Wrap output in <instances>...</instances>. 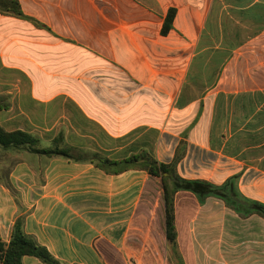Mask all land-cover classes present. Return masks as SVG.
I'll return each instance as SVG.
<instances>
[{"label":"crops","instance_id":"crops-1","mask_svg":"<svg viewBox=\"0 0 264 264\" xmlns=\"http://www.w3.org/2000/svg\"><path fill=\"white\" fill-rule=\"evenodd\" d=\"M19 3L31 19L0 9V126L38 137L39 148L59 145L84 159L0 146L2 241H11L22 218L25 233L60 264H154L160 257L156 235L168 244L161 179L141 169L144 158L122 161L142 155L170 163L182 140V178L221 185L238 175L241 193L264 203V81L259 85L258 77L264 76V0ZM170 8L177 15L163 36ZM204 58L218 74L206 95L195 97L188 93L199 82L189 84L188 77ZM231 72L254 74L239 75L237 86L239 106L254 110L238 118L226 110L228 137L216 148L215 111L220 103L224 110L234 103L232 89L217 90L216 83L219 74ZM209 96L212 117L204 139L169 129L174 118L193 122L203 102L192 130L199 137ZM236 119L240 138L253 137L254 144L232 157L223 150L236 135ZM197 151L215 157L217 181L189 177ZM100 158L122 162L112 168L124 171L107 173ZM221 159L225 165L218 167ZM175 207L185 264H264L262 217L243 218L215 197L201 204L188 191L176 194ZM23 264L45 263L24 256Z\"/></svg>","mask_w":264,"mask_h":264},{"label":"trees","instance_id":"trees-1","mask_svg":"<svg viewBox=\"0 0 264 264\" xmlns=\"http://www.w3.org/2000/svg\"><path fill=\"white\" fill-rule=\"evenodd\" d=\"M0 9L4 12H11L18 16L27 17L20 8L19 0H0ZM176 15L177 9L170 8L161 30L163 36H167L173 29ZM215 77L216 73L212 71L208 72V85L214 82ZM194 81L199 82V79L195 78ZM224 96L225 95L221 94L219 98L221 99ZM211 104L212 102L210 103L204 115V120L201 123L203 127H201L202 129L199 133V137L196 138L194 132L192 133V130L195 128L203 114V102H201L198 115L193 118V122H190L191 124L188 121L182 122V120L174 118L170 122L169 129L181 134L185 139L194 138L201 141L204 139L206 130H208L211 121ZM247 106L250 107L249 111L251 113L254 110L253 105L248 104ZM226 116L227 114L225 113L223 103H220L218 109L215 111L214 122L211 127L213 147L222 148L224 140L228 137L227 134L223 132L226 125ZM185 123H189L190 125H186ZM236 131H238V119L234 121V130H232L236 135L230 140V142L228 141V144L225 145L223 150L224 153L232 157L237 156L242 150V147L240 146L241 138ZM39 142V138L31 134L23 131L8 132L0 126V146L3 148L26 146L32 152L47 155L49 157L62 156L75 160L84 159L82 156L78 157L72 154L69 149L61 148L59 145H56L54 148H39ZM180 145L182 147L181 151L176 154L170 163H160L153 157L142 155L131 156L122 162L126 164H136L144 158L145 165L141 169L146 170L150 175L161 179L165 204V233L167 243L171 248L173 260H176L177 264H185L183 256L179 250L178 230L176 225L175 196L179 191L192 192L201 204L205 203L206 199L209 197L218 198L222 200L231 211L243 218L258 215L264 219V203L252 200L241 193L238 188V175L229 178L221 185H216L212 182L201 179L188 180L182 178L178 174L177 166L183 157L186 141L182 140ZM92 160L95 161V159ZM122 162L100 158L98 159V166L107 173H120L124 171V169H115L112 168V166L119 165ZM24 256L37 257L45 264H60L47 248L39 245L35 239L25 233L23 219L20 218L15 223L11 241L6 243L0 238V264H23Z\"/></svg>","mask_w":264,"mask_h":264},{"label":"rangeland","instance_id":"rangeland-1","mask_svg":"<svg viewBox=\"0 0 264 264\" xmlns=\"http://www.w3.org/2000/svg\"><path fill=\"white\" fill-rule=\"evenodd\" d=\"M201 62L203 65L202 64L197 65V63H196V67L192 70V72H190V75H191L190 79L188 77L189 84L191 83V80L194 81L195 78L199 79V84L195 85L196 87H193L191 90H189V93H188V94H192V96H195V97L196 96L200 97L202 95L204 96L208 92L207 91V88H208L207 78H208V72H210V70L205 65L206 64L205 63L206 58L201 59ZM251 64H252V62H251ZM217 74H216V76H217ZM219 75H220L219 78L218 79L216 78L217 79V83H216L217 90L223 89V87H224L227 90L232 89L231 91L234 92V94L229 96V98H231V101L232 102L234 101V103L232 106H229V107L225 106V113H226V110H228V111H230L229 113H231V112L234 113V118H238V114L240 112L244 113V112L249 111V109H250V107L244 106V104L239 106V100H238L239 99V95H238L239 93L237 92L238 91L237 86H238V77L240 74L235 73V72L234 73L231 72V73H224V74H219ZM241 75H242V77L244 75L245 78H246V76L249 78L250 75H254V74L253 73H242ZM258 77L260 78L259 79V82H260L259 85H261L263 83L262 80L264 81V76L261 73H259ZM208 99L211 100V99H213V97L209 96ZM229 101H230V99H229ZM226 114H228V113H226ZM227 130H229V128H227ZM232 130H234V126H233ZM253 144H254V138L253 137L240 139V146L241 147H245L247 145L251 146ZM242 156L247 158V154H244ZM212 158H215V157L208 156V155L204 156V154H200V152L197 151L195 153V164L196 165H195L194 173L189 174V177H191V178L192 177L193 178H202V179H209V180L217 181L219 174L214 171L215 162L213 160H211ZM248 158H249L248 160H253V155L250 154ZM221 161L222 162L219 163L218 167H222L225 165V163H224L225 160L221 159ZM247 162H249V161H247ZM235 165L237 166L238 164L235 162L226 163V166H235ZM161 187H162V184H161ZM160 209L163 211L162 204H161ZM156 243L159 247V250H157V251H159L161 258L159 257V260L158 259L155 260L154 264H177L176 260H173V258H172V251H171L170 246L168 244H166L163 239L159 238L158 235H156Z\"/></svg>","mask_w":264,"mask_h":264}]
</instances>
